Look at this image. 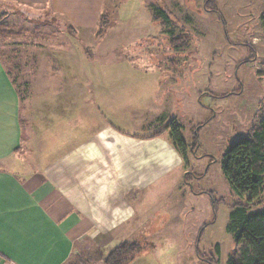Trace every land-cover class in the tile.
I'll return each instance as SVG.
<instances>
[{"label": "rangeland", "instance_id": "1", "mask_svg": "<svg viewBox=\"0 0 264 264\" xmlns=\"http://www.w3.org/2000/svg\"><path fill=\"white\" fill-rule=\"evenodd\" d=\"M8 1L0 0V55L20 91L25 142L34 134L33 97L35 103L45 101L53 113L60 106L68 110L72 104L81 110L84 104H96L107 121L131 132L129 109L136 108L137 98L144 105L136 111H144L145 98L103 92L113 87L149 89L145 113L159 110L163 118L176 117L186 145V181L195 192L212 195L214 203L211 223L193 234L184 228L177 238L150 232L132 239L146 249L133 264H227L234 243L226 226L231 207L243 200L231 190L220 162L230 144L250 136L264 118V0H217V13L204 9L205 0H102L106 22L77 35L66 29L62 16H51L54 20L46 23L45 15L30 21L38 14ZM156 9L169 16L168 28L153 19ZM165 70L174 71L175 77H160ZM159 85L160 94L154 95ZM165 88L172 97L168 102L162 100ZM5 166L20 170L23 165ZM198 201L202 206L203 200ZM263 208L264 203L254 210ZM201 216L194 213L186 226L195 225ZM174 249L186 253L176 255Z\"/></svg>", "mask_w": 264, "mask_h": 264}, {"label": "crops", "instance_id": "2", "mask_svg": "<svg viewBox=\"0 0 264 264\" xmlns=\"http://www.w3.org/2000/svg\"><path fill=\"white\" fill-rule=\"evenodd\" d=\"M101 1L14 0L18 9L38 14L30 21L45 15L46 23L54 20L51 16H62L66 29L75 35L99 25ZM1 57L0 264H104L112 249L122 243L137 244L132 239L145 233L160 238L172 233L170 237L177 238L184 228L193 234L211 223L210 196L189 186L184 160L167 128L179 125L176 117L163 118L159 110L145 113L149 89L113 87L103 92L145 98L144 111H136L144 105L137 98L136 108L129 109L131 132L107 121L96 104L94 108L84 104L81 110L72 104L68 110L60 106L53 113L45 101L35 103L33 97L34 134L25 142L20 91ZM172 74L165 70L160 77L172 79ZM161 89L155 88L154 95ZM165 89L162 100L168 102L172 97ZM14 162H21L20 170L5 166ZM198 200H203L202 206ZM196 212L202 216L195 225L186 226ZM174 250L176 255L186 253V249Z\"/></svg>", "mask_w": 264, "mask_h": 264}, {"label": "trees", "instance_id": "3", "mask_svg": "<svg viewBox=\"0 0 264 264\" xmlns=\"http://www.w3.org/2000/svg\"><path fill=\"white\" fill-rule=\"evenodd\" d=\"M216 1L205 0L204 9L217 13ZM153 19L161 21L164 28L170 26L169 16L160 9L154 11ZM98 22V27H101L106 22V15L102 13ZM221 22L223 23L222 19ZM261 24L264 29V13L261 15ZM169 36L176 40L172 33ZM167 128L170 130L173 146L185 160L186 145L179 126L172 123ZM194 144L197 145L196 135ZM220 167L231 190L243 200L233 204L229 214L226 230L233 237L234 249L227 264H264V208L254 210L264 203L261 198L264 181V118L253 128L250 136L239 137L230 144L222 156ZM209 196L214 203L213 196ZM140 251L138 244L122 243L109 252L104 264H128ZM197 255L200 256L198 252ZM206 262L216 264V261Z\"/></svg>", "mask_w": 264, "mask_h": 264}]
</instances>
